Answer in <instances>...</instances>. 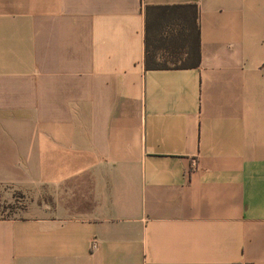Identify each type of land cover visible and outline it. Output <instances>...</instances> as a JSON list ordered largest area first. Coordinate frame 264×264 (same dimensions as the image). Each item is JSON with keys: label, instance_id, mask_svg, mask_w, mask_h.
Instances as JSON below:
<instances>
[{"label": "crops", "instance_id": "crops-1", "mask_svg": "<svg viewBox=\"0 0 264 264\" xmlns=\"http://www.w3.org/2000/svg\"><path fill=\"white\" fill-rule=\"evenodd\" d=\"M188 4L198 65L146 67ZM3 187L0 264H264V0H0Z\"/></svg>", "mask_w": 264, "mask_h": 264}, {"label": "trees", "instance_id": "trees-1", "mask_svg": "<svg viewBox=\"0 0 264 264\" xmlns=\"http://www.w3.org/2000/svg\"><path fill=\"white\" fill-rule=\"evenodd\" d=\"M147 9V12L156 10V14L150 18L146 13V67L198 65L200 37L196 5L150 6Z\"/></svg>", "mask_w": 264, "mask_h": 264}, {"label": "rangeland", "instance_id": "rangeland-1", "mask_svg": "<svg viewBox=\"0 0 264 264\" xmlns=\"http://www.w3.org/2000/svg\"><path fill=\"white\" fill-rule=\"evenodd\" d=\"M28 203V196L16 190L0 188V216H13L22 213Z\"/></svg>", "mask_w": 264, "mask_h": 264}]
</instances>
